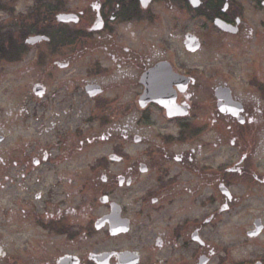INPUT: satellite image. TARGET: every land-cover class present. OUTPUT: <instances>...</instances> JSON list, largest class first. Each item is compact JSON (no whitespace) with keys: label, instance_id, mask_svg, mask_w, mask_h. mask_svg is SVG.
<instances>
[{"label":"flooded vegetation","instance_id":"obj_1","mask_svg":"<svg viewBox=\"0 0 264 264\" xmlns=\"http://www.w3.org/2000/svg\"><path fill=\"white\" fill-rule=\"evenodd\" d=\"M147 2L144 7L141 0H0V63L17 68L12 79L25 82L23 106L10 116L15 119L13 125L20 129L16 135L27 136L25 141L28 140L26 145L13 146V158L8 161L14 166L23 164L25 177L34 176L37 183L49 185L50 203H54L48 206L44 203L38 208L30 201L25 209H15L21 214L27 212L30 222L28 219L25 222L43 238L33 237L37 244L35 251H40L30 254L26 264H58L66 256L77 258L79 264H95L91 259L93 254L83 257L72 250L49 257L53 247L72 248L93 241V226H79L80 143L79 138H73L80 134L78 66L83 54H104L111 61L107 68L103 67L104 62H99L90 76L107 78L122 93L127 79V87L138 86L137 110L144 114L140 119L141 132L154 128L145 115L151 109H157L166 118L164 110L157 105L144 110L138 106L139 98L145 93L142 79L147 72L160 64H169L173 73L193 81L185 93L174 87L178 104L188 110L184 119L166 118L169 125L178 127L177 139L158 134L155 141L145 145L143 159H129L124 152L126 144L119 141L123 139V127L116 128L114 154L120 157L119 162L102 159L90 171H95L93 179L100 178L103 185L101 197L112 200L118 191L123 196V205L120 203L123 222L130 227L129 232L123 231V238L134 226L145 225L149 220L154 226L159 224V230L165 225L167 232L164 237L154 236L147 244L137 240L135 250L123 248V251L94 254H116L110 264H120L117 256L120 253L133 255L131 261L141 264L143 251L153 255L152 260L156 258L153 261L161 254L162 264H264V190L234 192L241 180L264 187V171H261L264 166V0ZM64 16H75L77 22L61 21ZM192 21L198 22V29L191 27ZM218 22L223 29L217 27ZM162 23L165 27L160 29ZM207 32L215 37L212 51L230 50L236 62L234 67L241 75L234 84L228 78L223 79L209 100L194 92L199 80L193 76L191 53L185 47L187 37L193 35L203 39L197 53L205 51L209 42L204 40L203 33ZM137 38L141 49L133 51L129 46ZM175 41L181 43V57L173 49ZM117 71L123 74L121 79H116ZM9 76L0 72V84ZM90 86L101 88L93 90L100 95H91ZM104 87L106 84L98 80L85 86L88 101L97 102L96 106L92 105L93 111L101 108L106 112V103L110 101L102 99ZM218 88L227 89L224 91H229L231 96L221 92L217 97ZM119 103L123 118L121 98ZM95 122L99 126L94 134L105 132L112 123L110 116L99 114L89 123ZM132 130L126 127L124 135ZM0 134L6 135L3 127ZM208 134L214 137L204 144L199 142L198 153L192 149L189 155L186 150L177 155L171 150L174 144L197 146L196 141ZM134 139H139L135 144L145 142L140 135ZM177 140L182 143L174 142ZM211 142L214 145L211 150L218 152L219 160L229 164L214 175L221 184L216 201L209 205L218 208L207 217V202L203 197L208 176L213 175L208 174L207 161L202 159V146L206 150ZM128 194L136 199L131 206L125 202ZM105 207L110 210V203ZM203 210L206 211L192 216ZM228 214L230 221H223ZM29 245L33 249L32 240Z\"/></svg>","mask_w":264,"mask_h":264},{"label":"rangeland","instance_id":"obj_2","mask_svg":"<svg viewBox=\"0 0 264 264\" xmlns=\"http://www.w3.org/2000/svg\"><path fill=\"white\" fill-rule=\"evenodd\" d=\"M198 22L192 21L191 27L195 26V29H198ZM165 25L162 23L159 28L162 29ZM204 40L209 42V45H206L205 51L202 50L200 53L191 54V65L193 76L197 77V87L194 89L195 94L201 95L204 99L209 100L213 96V89L223 83V79H229L232 83L238 82L239 76H241L236 67V62H234V57L230 50L225 52V50H213L211 44L215 40L214 35H211L209 32L203 33ZM203 40V39H201ZM176 54L178 57H181V43H174ZM133 51L141 49L140 41L137 38L135 42H132V45L129 46ZM161 45L159 46V49ZM229 53V54H227ZM99 62H104L102 65L104 68L110 66L111 61L105 59L104 54H94V55H84L81 56L79 61V75H80V112H79V136L73 137L74 139L79 138L80 143V154L79 156V166L77 167L79 171V191L80 195L78 197V203L80 208V217H79V226L80 227H91L93 226V241L85 245H77L72 248L67 246H56L53 247V250L50 251L49 257H55L56 255L65 253L69 250L76 251L83 257H88L94 253L110 252V251H123V248H128L130 250H135L138 248L136 243L139 240L142 244H147L151 239L159 235V237H164V233L167 232V227L164 225L159 230V224L153 225V221L149 220L145 225L134 226L132 232L126 237H111L108 234V229H103L101 231H95L94 224L96 220L103 216L104 214L109 213L108 208L103 206L100 203L101 194L100 192L104 190L100 178L94 180L95 171H92V165L98 164L99 160L106 159L109 160V156L114 153L116 148L115 133L114 129L123 127V139L120 138L119 141L125 143V154L129 159H143L144 152L146 153V144L148 142H153L156 139L158 134L164 136H172L177 139L179 136L178 127L169 125L168 120L162 115L157 109H151L149 113H146V118H150L149 122L154 125L152 130L147 129L140 131L141 127V117L144 114H141L137 110V95L139 92L138 86L129 85L126 86V81L123 83V93L120 92V87H115L111 85L107 78L90 76V72L95 65ZM181 65V62H179ZM17 68L12 66H7L0 63V72H7L8 79L0 84V107L2 109V114L0 117V127H3L5 130L6 142L0 146V241L2 246L5 248V257L6 259H0V264H26L29 260L30 254H37L39 251H35L37 245L33 240L35 237L38 240L43 238L38 237L37 230H34L33 227L27 225L25 222L28 218L27 212L19 213L16 211V208L25 209L28 206L26 202H33L37 205L38 208L44 204L45 206L51 205L50 195H49V185L43 186L42 183H37L34 176L25 177V166L19 164L17 166L11 165L8 161L12 157L13 146H18L23 143H27V136H17L16 132L20 131L19 128H16L13 125L15 120L10 116L12 111L20 110L19 107L23 106V93H24V81H19L18 79H12ZM19 69V67H18ZM116 68H114L115 71ZM106 72V70H105ZM123 72V70L121 71ZM131 73L134 74V70H131ZM76 74V73H75ZM123 75V74H122ZM117 71L116 79H121L123 76ZM104 82L106 84L105 95L103 100H108L110 103H106V112L103 113L101 108L97 111H93L92 105H97V102L88 101L86 96L85 86L91 81ZM106 80V81H105ZM108 84V85H107ZM123 95V96H122ZM87 99H86V98ZM121 98V103L123 104V118H120L119 113V101ZM118 103H115V101ZM116 106V107H115ZM127 108V114H124V109ZM71 114V112H68ZM105 115L106 117L111 118V127L103 132L100 130L97 133H93L96 127L99 126L98 123H93L90 125L89 122L94 120L95 116ZM146 121V120H145ZM126 127H131L132 132H128L124 135V130ZM111 129V131H109ZM143 136L145 142L135 144L134 138L137 136ZM213 134H208L206 138L201 141H196L197 146L186 147L184 144H174L171 147L173 153L180 155L183 150L188 152V155L192 152V149H196L197 153L199 152V142L203 143L210 138H213ZM23 138V140H22ZM42 138V137H40ZM44 139V138H42ZM84 139V141H82ZM44 142V141H40ZM181 142V141H174ZM182 143V142H181ZM39 147V145H38ZM202 150V159H206L208 165V174L213 176H208L209 181L207 182L206 195L203 197L207 202V217H209L218 206H210L209 204L214 200L216 201V196L218 197L217 192L219 191L220 180L216 176L219 174L220 170L224 165L229 164L219 160L218 152L211 150L214 148L213 142H211L205 150V147ZM96 168V167H95ZM261 171H264V166L261 167ZM240 180V178H239ZM260 180L262 178L260 177ZM95 181V183H94ZM40 184V185H39ZM51 185V182H48ZM46 185V184H45ZM235 190L237 194L246 193L249 190H264L263 186L258 184L254 186L251 181H238L235 185ZM37 196H41L40 199H37ZM220 196V195H219ZM221 198V197H220ZM114 201L121 203L123 205V196L120 192H116L112 197ZM59 200H62L60 198ZM136 199L133 197V194H128L127 206L133 205ZM142 206H146L143 204ZM135 209L137 206L135 205ZM86 208V210H84ZM206 210L201 212L194 213L192 216H198L204 213ZM17 212V213H16ZM231 214L225 215L223 221H230ZM217 221V220H216ZM30 222V221H29ZM148 224V226H147ZM167 237V235H166ZM50 239V237L48 238ZM32 240V246L29 245V241ZM33 250L30 252V250ZM141 264H162V255L158 260H155L153 255H148L143 251Z\"/></svg>","mask_w":264,"mask_h":264},{"label":"water","instance_id":"obj_3","mask_svg":"<svg viewBox=\"0 0 264 264\" xmlns=\"http://www.w3.org/2000/svg\"><path fill=\"white\" fill-rule=\"evenodd\" d=\"M143 6H147V0H141ZM150 1V0H148ZM70 18L63 17L62 21L68 22ZM217 26L222 28V23L218 22ZM223 29V28H222ZM35 40H40L39 38ZM186 46L189 51L196 52L201 47L199 41L193 37L189 36L186 41ZM191 80L180 75L173 73V69L169 64H160L154 69L147 72L142 79V83L145 85L146 90L143 96L140 98L139 104L141 108L145 109L149 104L155 103L165 108L169 118H174L178 116H185L188 110L186 108H181L177 105V91H175L174 87L176 86L181 92H185ZM100 90L99 87L90 86L88 91L91 95H97L99 92H93V90ZM221 92H227L223 89H218L216 91L217 97L221 95ZM230 100V97L228 101ZM4 141V138L0 136V144ZM139 139L136 140L138 142ZM115 158V157H112ZM121 184H123V180H121ZM103 203H108L109 198L104 197L102 199ZM122 210L119 205L112 203L111 204V214L105 216L100 219L96 223L97 229H102L107 224L110 226V234L112 236H117L123 234L124 232H129V223L123 222L121 218ZM2 255V249L0 247V257ZM130 254L123 255L119 254V262L120 264H137L136 260L131 261ZM114 257V254H101V255H93L91 259L95 261L97 264H110L111 259ZM131 261V262H130ZM130 262V263H129ZM58 264H79V260L75 257L66 256L59 261Z\"/></svg>","mask_w":264,"mask_h":264}]
</instances>
